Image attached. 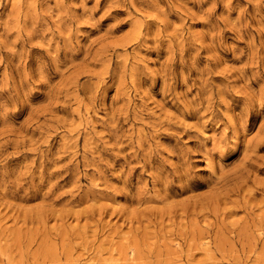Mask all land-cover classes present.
Here are the masks:
<instances>
[{
  "label": "rangeland",
  "instance_id": "1",
  "mask_svg": "<svg viewBox=\"0 0 264 264\" xmlns=\"http://www.w3.org/2000/svg\"><path fill=\"white\" fill-rule=\"evenodd\" d=\"M0 264H264V0H0Z\"/></svg>",
  "mask_w": 264,
  "mask_h": 264
}]
</instances>
